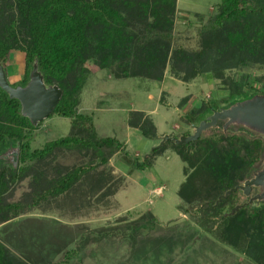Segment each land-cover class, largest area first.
I'll list each match as a JSON object with an SVG mask.
<instances>
[{"label": "trees", "instance_id": "1", "mask_svg": "<svg viewBox=\"0 0 264 264\" xmlns=\"http://www.w3.org/2000/svg\"><path fill=\"white\" fill-rule=\"evenodd\" d=\"M8 1L11 10H16V16L13 15L12 23L7 26L5 37H0V67L4 68L6 76L10 75L9 70L12 68L7 63L10 52L14 49L23 50L24 76L12 85L26 86L31 80L34 64H37L46 85H58L63 90L52 114L69 117L72 130L64 137L47 141L42 148L32 149L33 132L40 122L34 125L22 113L20 100L11 97L0 86V170L6 166L10 169L9 178L4 170L0 172V223L27 213L66 192L87 171L94 168L98 159L101 163H108L118 153L132 166L131 169H144L154 163V158L164 151L166 143L173 142L182 160L189 166H195L180 192L192 205L191 208H185L184 212L190 214L196 223L188 224L185 231L176 230L178 225L174 224L155 239L151 240L150 235L141 236L140 243L145 246L147 244L149 248L154 241H167L168 238L181 235L183 238L177 240L188 247L185 244L189 245L200 230H205L221 236L223 242L233 246H238L240 241L252 243V249L258 253L256 255L255 251L252 252L258 264H264V200L249 203L251 196L260 192L261 188L254 187L250 196L245 195L241 189L225 196L227 191L244 184L264 166L262 133L239 123L224 128L226 121L220 120L204 130L195 142L177 144L174 140H166L161 146H154L144 159H139L133 157L117 138L98 136L93 117L78 112L76 103L70 98V75L80 57L96 59L103 68H110L116 77L145 76L162 80L168 66L173 74L184 81L202 74L211 80L216 74L223 79L228 93L220 101H205L187 111L184 121L193 127L208 119L214 110L229 108L236 102L258 94L264 95V90L252 84L249 73H243L244 68L249 66L264 67V0H221L219 12L199 29L205 45L196 52H190L177 44L178 39L171 25L150 26L148 31L140 30L138 35L130 31L131 14L124 6L114 4V1ZM17 25L24 26L29 35L25 45L18 40ZM94 26L99 27L98 36L93 32ZM206 37L215 42L223 39L224 42L212 63H209L207 51L213 50L215 46L211 42L207 44ZM96 40V46L91 47L90 42ZM227 45L229 48L226 49ZM232 66L240 68V76L235 73L227 76L223 68ZM262 85L264 88V81ZM139 120L132 122V125L140 128L146 138L161 139L152 120L147 119L143 124ZM218 127L224 133L207 135L208 131ZM240 131H247L251 136L247 137ZM15 149L19 150L17 165L12 159L5 158L8 152ZM65 150L77 152L79 160L88 157V161L63 165L66 166L64 168L58 162L57 176L47 178L38 190L30 193V200L5 201L3 194L10 185L26 177L32 168L31 163L52 166ZM238 205H241L240 209L232 212ZM146 216V222L143 220L139 224L132 222L93 229L87 236L81 237L77 246L68 250L62 260L49 264H70L72 257L80 256L90 243L101 242L103 239L121 236L123 239L134 238L138 242L136 232L153 231L160 225V220L152 213ZM176 231L181 233L176 235ZM140 234L143 235V232ZM0 264H21L11 259L1 241Z\"/></svg>", "mask_w": 264, "mask_h": 264}, {"label": "rangeland", "instance_id": "2", "mask_svg": "<svg viewBox=\"0 0 264 264\" xmlns=\"http://www.w3.org/2000/svg\"><path fill=\"white\" fill-rule=\"evenodd\" d=\"M113 1L116 5L124 6L131 14L130 31L138 35L140 30L148 31L150 26L171 25L178 39L177 44L190 52H196L205 45L199 29L219 12L221 4V0L107 2ZM9 3L8 0H0L2 38L8 32L6 28L12 23L16 11L11 10ZM81 14L84 15L85 11ZM98 30V26L93 27L97 36ZM17 35L21 44L25 45L29 35L24 26L17 25ZM9 40L12 41V38ZM206 41L215 46L213 50L207 51L209 63H212L224 42L223 39L215 42L207 37ZM97 42H90L91 47L96 46ZM225 48H229V45ZM7 63L12 68L7 76L8 81L11 84L18 83L24 76L25 52L12 50ZM223 69L227 76L234 73L241 75L240 68L235 66ZM244 71L249 73L256 88L264 90V80H259L264 78V67L249 66ZM115 75L110 68H103L96 59L80 57L70 75V98L76 103L78 112L93 117L98 136L117 138L133 157L139 159H144L154 146L161 143L165 135L176 137L194 133V127L184 121L186 112L205 101H220L228 93L223 79L216 74L211 80L202 74L184 81L173 74L169 66L164 70L162 80ZM147 119L155 123L161 139H148L140 128L132 125L137 120L143 124ZM71 130L69 117L51 114L34 130L31 147L42 148L47 141L64 137ZM221 133L224 132L218 127L208 131L207 135L216 136ZM240 133L251 136L247 131ZM177 150L173 142L166 143L164 151L154 158V163L144 169H131L132 166L118 153L108 163H101L98 159L94 168L87 171L66 192L27 213L0 223V241L14 262L56 263L93 229L132 222L139 224L143 220L146 222V215L152 213L160 220V225L153 231L141 230L139 234L143 232V235L140 236L136 232L138 242L134 238L123 239L121 236L92 242L86 252L73 256L70 264H258L255 257L258 253L252 249V243L240 241L238 246H233L223 242L221 236L205 230H200L189 245L185 244L188 247L177 240L183 238L181 235L168 238L167 241H154L149 248L147 244L145 246L140 243L141 236L150 235V239H155L174 224L178 225L176 230L185 231L188 224L196 223L190 214L184 212L185 208H191L192 205L180 192L195 166L184 162ZM9 158L14 161L13 155ZM81 161L87 162L88 157L79 160L77 152L65 150L52 166L31 163L32 168L26 177L10 185L3 198L6 202L30 200V193L38 190L47 178L57 176L58 162L64 168L66 166L63 165ZM1 170L9 178V166ZM180 233L176 231V235Z\"/></svg>", "mask_w": 264, "mask_h": 264}, {"label": "water", "instance_id": "3", "mask_svg": "<svg viewBox=\"0 0 264 264\" xmlns=\"http://www.w3.org/2000/svg\"><path fill=\"white\" fill-rule=\"evenodd\" d=\"M0 86L6 90L11 97L17 98L22 104V113L27 116L34 125L49 117L58 105L63 90L58 85L47 86L38 65L34 64L31 80L26 86H13L7 79L6 72L0 67ZM225 120V128L232 123H239L258 131L264 135V95L258 94L252 98L236 102L229 108L214 110L206 120H202L194 126V133L180 137L165 135L158 145L161 146L166 140H174L177 144L195 142L204 130L216 125L218 121ZM154 149V148H153ZM13 155L14 164L17 165L19 150L8 152L5 158ZM254 187H260V192L249 199V203L255 200H264V166L254 176L247 179L244 184L238 185L225 194L241 189L245 195L250 196ZM241 205L236 206L232 212L239 210Z\"/></svg>", "mask_w": 264, "mask_h": 264}]
</instances>
